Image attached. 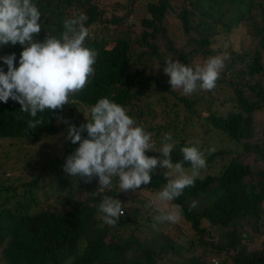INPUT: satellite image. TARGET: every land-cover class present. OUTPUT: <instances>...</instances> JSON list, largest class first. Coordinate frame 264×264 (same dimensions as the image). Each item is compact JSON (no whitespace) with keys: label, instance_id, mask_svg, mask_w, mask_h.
<instances>
[{"label":"trees","instance_id":"1","mask_svg":"<svg viewBox=\"0 0 264 264\" xmlns=\"http://www.w3.org/2000/svg\"><path fill=\"white\" fill-rule=\"evenodd\" d=\"M33 3L42 22L36 41L59 38L66 19L86 14L85 47L97 57L84 89L62 110L38 113L44 124L35 130L27 128L34 118L21 113L19 103L0 102V264H208L211 254L221 257L217 264H264V125L260 139L250 141L253 113L264 105V0ZM238 25L253 42L245 52L229 44ZM179 28L183 35H174ZM220 36L226 48L218 46ZM22 50L19 44L0 46V56L15 53L18 67ZM223 54L228 59L214 89L185 95L170 88L166 59L195 69ZM0 68L7 71L2 61ZM105 97L152 134L157 151L145 155L161 156L164 134H171V160L182 162L187 172L191 165L181 149L206 151V136L215 130L221 141L240 147L205 152L206 167L194 186L170 202L180 205L185 225L176 234L169 235L170 222L157 219L152 203L170 170L158 165L149 184L127 191H120L118 177L110 189L97 191L98 178L85 183L63 171L66 157L79 146L65 139L68 124L86 123L90 107ZM105 196L124 206L115 226L104 223L99 211Z\"/></svg>","mask_w":264,"mask_h":264},{"label":"clouds","instance_id":"2","mask_svg":"<svg viewBox=\"0 0 264 264\" xmlns=\"http://www.w3.org/2000/svg\"><path fill=\"white\" fill-rule=\"evenodd\" d=\"M86 14L64 21V31L59 38L46 37L43 42L34 37L41 31V12L33 0H0V46L22 47L18 67H14L16 54L0 56L7 66L0 68V102L9 99L20 104L21 113L31 118L27 128L35 130L44 124L37 118L46 110H62L70 104L69 97L81 92L94 75L95 50L85 47L90 33L84 26ZM227 54L210 57L195 69L179 60L166 59L163 72L169 77L170 88L191 95L197 89L210 91L215 88L220 73L225 67ZM90 120L79 127L68 124L66 140L79 144L68 155L62 166L71 177H80L85 183L98 178L97 191L110 189L113 178L118 177L120 191L139 189L151 181V173L159 167L170 170L167 184L159 191L152 203L157 207L160 221L176 223L181 216L180 205L171 203L183 194L186 187L194 186L199 170L206 167L205 159L196 146L183 147V160L191 165V174L182 162L173 163L172 136L164 134V143L159 149L161 156H147L156 152L152 134L126 114V109L101 98L90 107ZM23 120V116L17 117ZM63 123H68L57 117ZM87 138L82 139L81 133ZM193 206H195L193 204ZM104 223L115 226L124 216V206L114 197L105 196L99 205ZM215 264V262H214Z\"/></svg>","mask_w":264,"mask_h":264},{"label":"rangeland","instance_id":"3","mask_svg":"<svg viewBox=\"0 0 264 264\" xmlns=\"http://www.w3.org/2000/svg\"><path fill=\"white\" fill-rule=\"evenodd\" d=\"M103 1L106 2V0H103ZM142 1H144V0H142ZM139 14H140V12H138V15ZM173 32H174V35L176 34V36H179L181 34L183 35V32L181 29L178 30L177 33H176V31H173ZM96 33L98 34V31ZM227 36H229V35H227ZM222 37L223 36H220V38L217 37L215 40H216L219 47L226 48L228 46V41L223 42L224 39ZM229 44H230L231 48L237 52L248 51L253 46V42H252L247 30L242 25H238L237 27L233 28V31L229 36ZM260 104H262V103L260 102ZM253 120H254V127H253V132H252L251 140H250L252 142L260 139V137H261V135H260L261 134V127L264 125V105H260V108L258 109V111L253 113ZM217 133L218 132L215 130L214 133H210L209 135L206 136V138H207V140H206V143H207L206 151L208 150L207 152H209L210 150H212V151L214 150L215 152H224L223 150H225V151H232V150L238 151V150H240V147H238L235 144L230 145L224 141H221L218 138V136L216 135ZM54 142H55L54 139L50 141V149L51 150L56 149ZM58 150H59V148H58ZM57 151H55V152H57ZM206 151L202 152L203 158L205 156ZM218 155H216V157H215V161H217V162L220 161V158ZM227 157H228V155L223 156V158H227ZM244 158L245 157H243V156L240 157L241 160ZM187 173L191 174V171L187 172ZM12 176H13L12 174L6 175L4 178H1V179L4 180L7 178H12ZM154 198L152 200H154ZM181 226L183 228H185V225H183L182 222H180L179 220L176 223H172V222L168 223L167 231H169V235L176 234L177 231L180 230ZM260 238H262V237H260ZM220 258L221 257H216V256H213L211 254L205 258V262H207L208 264H214V262H215V264H217L218 261L220 260Z\"/></svg>","mask_w":264,"mask_h":264}]
</instances>
